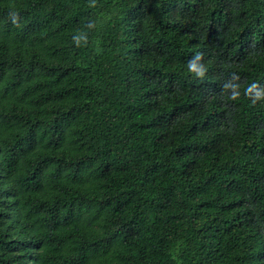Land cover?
<instances>
[{
	"label": "trees",
	"instance_id": "obj_1",
	"mask_svg": "<svg viewBox=\"0 0 264 264\" xmlns=\"http://www.w3.org/2000/svg\"><path fill=\"white\" fill-rule=\"evenodd\" d=\"M0 264H264V0H0Z\"/></svg>",
	"mask_w": 264,
	"mask_h": 264
},
{
	"label": "clouds",
	"instance_id": "obj_2",
	"mask_svg": "<svg viewBox=\"0 0 264 264\" xmlns=\"http://www.w3.org/2000/svg\"><path fill=\"white\" fill-rule=\"evenodd\" d=\"M199 55H203L202 53H199ZM188 68H194V65H192L191 63L188 64ZM235 98V97H234ZM253 104H255V101L252 102Z\"/></svg>",
	"mask_w": 264,
	"mask_h": 264
}]
</instances>
